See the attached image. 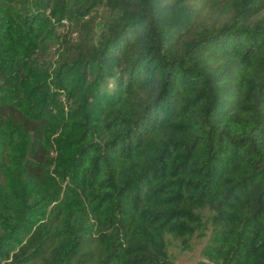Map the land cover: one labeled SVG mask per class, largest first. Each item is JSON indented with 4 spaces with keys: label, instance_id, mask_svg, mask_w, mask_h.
<instances>
[{
    "label": "trees",
    "instance_id": "trees-1",
    "mask_svg": "<svg viewBox=\"0 0 264 264\" xmlns=\"http://www.w3.org/2000/svg\"><path fill=\"white\" fill-rule=\"evenodd\" d=\"M194 236L264 264V0H0V264Z\"/></svg>",
    "mask_w": 264,
    "mask_h": 264
},
{
    "label": "rangeland",
    "instance_id": "rangeland-1",
    "mask_svg": "<svg viewBox=\"0 0 264 264\" xmlns=\"http://www.w3.org/2000/svg\"><path fill=\"white\" fill-rule=\"evenodd\" d=\"M100 16L97 17L98 28H100ZM169 244L170 257L174 264H197L200 259V250L205 244V239H199L196 236L187 240L169 238Z\"/></svg>",
    "mask_w": 264,
    "mask_h": 264
}]
</instances>
